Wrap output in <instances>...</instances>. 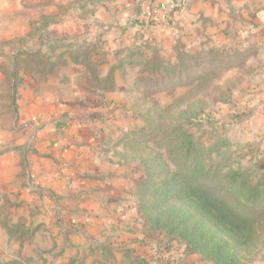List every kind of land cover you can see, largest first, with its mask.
Wrapping results in <instances>:
<instances>
[{
  "label": "rangeland",
  "instance_id": "374dc122",
  "mask_svg": "<svg viewBox=\"0 0 264 264\" xmlns=\"http://www.w3.org/2000/svg\"><path fill=\"white\" fill-rule=\"evenodd\" d=\"M124 1L0 3V152L20 158L11 172L6 161L0 178V264H264V195L245 206L244 191L228 178L235 171L252 184L264 178V35L246 17L124 19ZM35 93L89 109L79 119L105 127L97 133L104 169L119 175L111 187L125 204L110 214L135 219L125 230L131 241L113 245L107 233L98 241L81 232L88 213L74 233L71 213L48 220L27 164L44 151L32 132L13 128L19 102ZM179 129L192 140L187 165L207 174L196 181L255 222L249 244L223 234L176 192V179L192 173L178 163L180 150L170 153L180 139L164 138ZM21 139L28 142L16 144ZM67 198L49 196L60 206Z\"/></svg>",
  "mask_w": 264,
  "mask_h": 264
},
{
  "label": "crops",
  "instance_id": "0c3cea01",
  "mask_svg": "<svg viewBox=\"0 0 264 264\" xmlns=\"http://www.w3.org/2000/svg\"><path fill=\"white\" fill-rule=\"evenodd\" d=\"M9 1L0 0V3ZM124 2L126 4L124 19L151 20L158 23L184 17L226 21L227 24L228 20L246 17L253 20L264 35V0H125ZM19 105L21 120L15 123L14 131L29 130L33 133L35 146L44 151V154H40L35 159L31 157L27 164L30 168L31 180L42 189L44 200L47 198L43 211L50 215L48 220L54 219V215L51 217L54 212L71 213L66 219L71 222L70 231L74 233L81 231L75 224L83 222L81 218L84 216L81 214L88 213L90 222L81 232L86 231V234L88 232L94 239L107 241L108 239H100L102 234L107 233L106 238H110L109 243L114 245L118 243L119 238L123 239V236L128 241L135 238L134 235L126 236L127 225L129 222L134 223L135 219L130 217L129 221L127 219L121 221L114 216L111 217L110 213L122 214L123 202L119 199L120 191L111 187L113 179L118 178L119 175L106 173L104 169V152L100 151L101 142L97 133L102 132L99 134L102 136L106 133L105 127L101 129L94 123H87L90 121L88 119H79L92 112L86 109L80 113L81 107H78V110L74 109L70 101H62L55 96L49 98L37 93L35 99H29L28 95L19 102ZM26 140H16V144H24L28 142ZM14 154L16 153L12 151L0 152V178L6 174L4 173L6 161L9 160L7 166L10 172L20 164V158H15ZM70 192H74L75 197L80 196L78 202L70 198ZM52 194L60 199H65L69 195L70 197L66 201L63 200L61 203L63 206H60L58 203L52 204L49 199ZM60 207H63L65 212L61 211ZM73 213L75 215H72Z\"/></svg>",
  "mask_w": 264,
  "mask_h": 264
},
{
  "label": "trees",
  "instance_id": "16d2710c",
  "mask_svg": "<svg viewBox=\"0 0 264 264\" xmlns=\"http://www.w3.org/2000/svg\"><path fill=\"white\" fill-rule=\"evenodd\" d=\"M28 54L35 56L40 53L39 51H30ZM75 62L77 63L78 60L76 59ZM104 80H112V75H108V77ZM10 86L12 88L11 98L14 100L16 87L14 83ZM108 87L112 88L113 85L110 84ZM142 130L144 129L142 128ZM179 130H175V132L169 131L168 134H164V138L169 139L170 136L173 135L175 139H180L179 145H170V153H176L177 150H180L183 155L180 154L182 157L181 160H177L178 163L183 168L191 170L192 173L185 172L182 177H178V179H176L174 182L177 185L176 192L180 194L184 200L186 199V201L192 204L201 216L207 218L210 224L216 227L223 234L234 238V240L239 244H249L255 235V222L248 216L240 213L238 209H236L234 205L226 199L227 197L225 195H218L217 193L209 190L204 181H196V179L201 175L207 174L202 173L196 165H187L186 160L195 158L192 157L193 153H191L192 151L190 148L192 140L189 133L181 131V129ZM139 132V130H136L133 131L132 134H138ZM228 178L231 184H236L244 191L247 197V200L244 201L245 206L251 202L260 200L264 195V178L257 184H252L250 178L244 177L243 173L240 171L232 172L228 175ZM167 183V181H163L161 184L166 185Z\"/></svg>",
  "mask_w": 264,
  "mask_h": 264
}]
</instances>
